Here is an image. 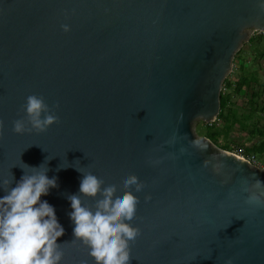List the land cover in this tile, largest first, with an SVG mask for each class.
I'll return each mask as SVG.
<instances>
[{"label": "water", "instance_id": "water-1", "mask_svg": "<svg viewBox=\"0 0 264 264\" xmlns=\"http://www.w3.org/2000/svg\"><path fill=\"white\" fill-rule=\"evenodd\" d=\"M257 32L260 0H0V179L13 173L14 187L21 159L53 157L48 175L59 187L42 199L66 229L65 264H95L71 243L76 167L121 192L125 175L145 183L129 264H264V207L241 192L245 180L264 181V168L198 132L218 120L236 55ZM33 94L59 120L17 134ZM62 163L72 167L57 171Z\"/></svg>", "mask_w": 264, "mask_h": 264}, {"label": "clouds", "instance_id": "clouds-1", "mask_svg": "<svg viewBox=\"0 0 264 264\" xmlns=\"http://www.w3.org/2000/svg\"><path fill=\"white\" fill-rule=\"evenodd\" d=\"M260 3L264 7V0ZM62 27L64 31H70L68 24ZM23 110L26 117L13 122V131L17 134L33 130L45 132L59 120L45 99L35 94L27 97ZM3 127L4 121L0 120V129ZM193 143L199 146L201 141ZM203 147L207 148V145ZM52 158L48 156L39 165H29L21 159L23 166L19 167L24 174L14 187L13 173L11 179H0V189L5 193L0 196V264H65L62 246L69 242L60 244L58 238L66 229L55 206L42 199L51 189L59 187V177L48 175L47 161ZM67 167L72 165L62 163L57 171ZM76 170L83 175L79 192L67 197L72 209L68 215L74 224L75 238L71 243L79 241L85 245L95 264H129L131 244L141 235V228L131 223L137 216L140 201L136 193L145 188V183L136 174L125 175V191L121 192L115 183L105 186V181L96 174L85 172L81 167ZM241 192L249 194L244 201L247 205L264 207V181L257 178L249 185L245 180ZM81 195L94 198V206L85 204ZM146 199L151 200V195ZM80 264H88V261L81 260ZM226 264H232L231 259Z\"/></svg>", "mask_w": 264, "mask_h": 264}, {"label": "trees", "instance_id": "trees-1", "mask_svg": "<svg viewBox=\"0 0 264 264\" xmlns=\"http://www.w3.org/2000/svg\"><path fill=\"white\" fill-rule=\"evenodd\" d=\"M248 54L250 57L247 56ZM263 61L264 35H254L236 55L235 69L224 83L221 113L217 122L203 123L211 131L218 130L214 134V140L210 138L216 145L221 138L227 140L222 147L226 151L234 150L230 141L235 127L239 126V129L243 133H248L250 138L261 137L263 140L262 143H254L252 148L247 149L246 155L264 153V129H260L259 126L264 121V95L262 93L264 83H261L259 71L256 68V64L260 65ZM244 102L247 103L245 109L242 107ZM239 110H241L240 113Z\"/></svg>", "mask_w": 264, "mask_h": 264}, {"label": "rangeland", "instance_id": "rangeland-1", "mask_svg": "<svg viewBox=\"0 0 264 264\" xmlns=\"http://www.w3.org/2000/svg\"><path fill=\"white\" fill-rule=\"evenodd\" d=\"M255 35H259L258 33H256ZM248 49V48H246ZM247 56L250 57V54H248ZM261 65L263 66L264 65V61L259 65V64H256V68L257 70L260 72H263V69L261 67ZM260 67V69H259ZM234 69H235V66H234ZM241 112V110H239V113ZM264 118V116H263ZM264 120V119H263ZM198 132H200L201 134H203L204 136H206L207 138H211L212 140H214V134L218 132V130H209L203 123H200L198 125ZM248 138L249 137V134L248 133H243L240 129H239V126H236L235 127V130L233 131L232 133V140L230 141V143L232 144L234 150L232 151H229L233 154H238L240 156H246V150L249 149V141L248 140H245V138ZM226 141L227 140H224V138H221L218 142V145L220 147H224V145L226 144ZM252 143H250L251 145ZM251 155V154H250ZM257 157V161L259 164H261V168H264V153H259L257 155H255Z\"/></svg>", "mask_w": 264, "mask_h": 264}, {"label": "crops", "instance_id": "crops-1", "mask_svg": "<svg viewBox=\"0 0 264 264\" xmlns=\"http://www.w3.org/2000/svg\"><path fill=\"white\" fill-rule=\"evenodd\" d=\"M248 66H249V63H248ZM261 67L263 68V72H260V73H259V79H260L261 83H264V65H263V66L261 65ZM262 93H263V95H264V88H262ZM242 107H243V109H245V108L247 107V103L244 102V103L242 104ZM259 126H260V129L263 130V129H264V121H263L262 123H260ZM244 138H245V137H244ZM245 140H248V141L250 140V141H249V147H248L249 149L253 147L252 145H253L254 143H258V144H260V143L263 142V140H262L261 137H257V138H252V137L250 138V137H249V138H245ZM250 143H252V144L250 145ZM263 165H264V164H263Z\"/></svg>", "mask_w": 264, "mask_h": 264}, {"label": "built area", "instance_id": "built-area-1", "mask_svg": "<svg viewBox=\"0 0 264 264\" xmlns=\"http://www.w3.org/2000/svg\"><path fill=\"white\" fill-rule=\"evenodd\" d=\"M258 34H262V35H264V32H257ZM256 34V33H255ZM254 34V35H255ZM217 122V121H216ZM236 155H238V154H236ZM239 157H241L242 159H245V160H247L248 162H250L252 165H254V166H257V167H262L261 166V164H259L258 163V161H257V157L255 156V155H252V156H248V155H246L247 157H245V156H240V155H238Z\"/></svg>", "mask_w": 264, "mask_h": 264}]
</instances>
